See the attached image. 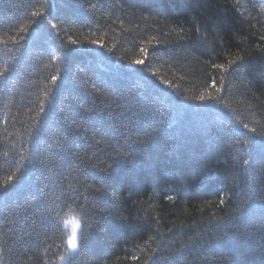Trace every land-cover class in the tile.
<instances>
[{
	"label": "trees",
	"instance_id": "16d2710c",
	"mask_svg": "<svg viewBox=\"0 0 264 264\" xmlns=\"http://www.w3.org/2000/svg\"><path fill=\"white\" fill-rule=\"evenodd\" d=\"M5 69L3 264H264V0H0Z\"/></svg>",
	"mask_w": 264,
	"mask_h": 264
},
{
	"label": "snow or ice",
	"instance_id": "6c2138e0",
	"mask_svg": "<svg viewBox=\"0 0 264 264\" xmlns=\"http://www.w3.org/2000/svg\"><path fill=\"white\" fill-rule=\"evenodd\" d=\"M237 3H239V0H237ZM53 28L56 27L55 24L52 25ZM73 43H75V41H73ZM243 62V57H240L239 61L237 60H232L228 67H225L224 65H215V67L218 68H222L224 69V71H228V68L232 67L233 65H238L239 63ZM145 63V61L143 59H138L135 61L136 65H141L143 66ZM9 69H5L4 71H0V77H5V73L8 72ZM7 77H5L6 79ZM141 79L145 81V83H147V80L145 77L141 76ZM215 86V85H213ZM205 99L204 96L199 97V100L203 101ZM79 108L83 109V113H77V116L79 117V120H82L84 122L87 123L88 127H84L83 125H81V127H83V131H80L79 128L77 129H72V124L76 123L77 120L76 118H73V120L68 122V129H72L71 131H67L65 130L64 132L61 133V136L56 139L54 141V144L56 146V151L50 153V157L47 163H45L44 161H33V166L40 169L41 166L43 165V171L46 173H53L55 172V170L59 167L58 161L56 159L57 156H63V153L65 152H69V153H74L77 154L79 156L81 149L83 148V144L82 141H85L87 139V133H88V128L89 127H96V121H98L101 118H104V113L103 112H99L98 109H96L95 107V103L92 102L90 103V106L87 108H84V104L80 103L78 105ZM41 111L43 112V109H41ZM244 128L248 129L250 132L255 133L256 129L255 128H249L247 124L243 125ZM259 135L264 138V132L259 133ZM254 138L252 137H246L245 138V142H247L248 140H253ZM63 141V143L61 142ZM40 142V137L39 134L36 138V143ZM97 143H99V141H97ZM261 144V148L262 150H264V139H261L260 141ZM247 160H245V163L247 164ZM8 181H13L16 180V176L15 174H13L12 176H9ZM18 183V181H17ZM13 187L15 185H12ZM8 188V185H5V189ZM38 191L42 192L43 189H39ZM96 192H100L101 189L100 188H96L95 189ZM37 199H40V196H37ZM169 200H173L174 197L173 196H168ZM250 201H252L253 199H259V197H249L248 198ZM221 204H224L225 201L224 199H221L219 201ZM255 205H253L254 207ZM262 213H264V202H262ZM81 237H83V232H81ZM79 241L77 239V236L75 234V232L73 233V236L71 239H69L68 244L72 247L73 250L78 249L79 247ZM3 250L0 249V252H2ZM182 254V249H177L175 255H180ZM61 259H63V257H61ZM0 264H3L2 261H0Z\"/></svg>",
	"mask_w": 264,
	"mask_h": 264
},
{
	"label": "rangeland",
	"instance_id": "374dc122",
	"mask_svg": "<svg viewBox=\"0 0 264 264\" xmlns=\"http://www.w3.org/2000/svg\"><path fill=\"white\" fill-rule=\"evenodd\" d=\"M66 226H67L69 233H70L69 239L72 238L74 232H75L76 236L78 237L80 226H79L78 221L75 218L69 219L66 223ZM69 250H70V252L74 251L70 245H69Z\"/></svg>",
	"mask_w": 264,
	"mask_h": 264
}]
</instances>
